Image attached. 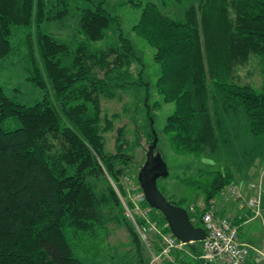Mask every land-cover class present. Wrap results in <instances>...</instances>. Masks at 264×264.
Returning a JSON list of instances; mask_svg holds the SVG:
<instances>
[{
  "label": "trees",
  "instance_id": "obj_1",
  "mask_svg": "<svg viewBox=\"0 0 264 264\" xmlns=\"http://www.w3.org/2000/svg\"><path fill=\"white\" fill-rule=\"evenodd\" d=\"M81 1L91 7L79 9L78 37L71 50L41 30L45 22L68 13V0H0V60L12 51L13 29L25 31V79L42 93L40 101L24 106L8 98L0 84V264H102L97 260L110 224L127 230L134 258L129 264L150 261L123 204L133 208L124 185L131 161L124 129L115 131L114 152H107L103 135L114 130L115 115L102 116L101 110V98L110 100L119 90L144 86L150 117L149 87L142 81L140 57L123 35L120 19L104 9L105 0ZM183 2L124 4L140 10L133 31L152 48L159 68L155 92L161 101L152 108L174 107L163 134L176 155L199 162L220 154V145L228 142L223 132L239 114L246 132L264 139V92L257 93L236 76L252 57L264 59V0H200L178 18L164 14L170 4ZM110 27H115L116 41L95 47ZM71 53V64L63 66L62 58ZM134 64L138 76L130 81ZM9 119L18 122L16 129L2 128ZM150 125L152 129V119ZM152 140L149 133V145ZM169 178H159L157 187L170 204L188 212L196 197L203 202L202 211L188 213L199 228L202 214L211 210L210 201L236 187L227 167L178 177L181 191L159 185ZM136 187L140 189L138 182ZM141 206L164 234L170 233L161 213L145 201ZM149 240L158 254L160 237L150 234ZM185 248L196 258L201 254L200 242ZM173 258L179 264H206L179 252Z\"/></svg>",
  "mask_w": 264,
  "mask_h": 264
},
{
  "label": "rangeland",
  "instance_id": "obj_2",
  "mask_svg": "<svg viewBox=\"0 0 264 264\" xmlns=\"http://www.w3.org/2000/svg\"><path fill=\"white\" fill-rule=\"evenodd\" d=\"M125 1L105 0L104 9L120 19L123 35L131 41L142 61V81L148 84L150 94V117L147 116L144 107V95L146 93L144 86H132L119 90L110 100L101 98L102 116L112 118L115 115L114 130L103 135L106 151L114 152L115 131L123 128L125 151L131 158L128 172L132 184L136 185L137 175L146 158V149L149 145L148 134L152 133L157 137L156 151L161 155L168 175L171 176L167 181L159 180L158 183L167 186L168 191L176 188V190H182L178 184V177L196 176L199 171H221L227 167L232 171L233 185L242 193L247 189L254 195L255 191L249 189L248 185L260 183L264 194V139H255L246 132V123L241 114L229 120L231 123H228L227 130L223 132V137L228 142L220 145V154L211 155L207 159L202 158L198 162L190 156L176 155L171 150L169 142L163 134V128L174 107L172 104H166L159 109L152 108L153 103L161 101L155 92L159 68L154 63L152 48L133 31L134 25L138 22L140 10L124 4ZM142 2L159 4L160 0H142ZM199 2L200 0H184L181 4H170L168 9L163 10V12L172 18H178L185 8L197 6ZM68 4V13L62 19L45 22L41 30L51 35L58 42L68 44L71 50H74L75 41L78 37L77 18L79 9L90 8L91 5L81 0H68ZM60 6L62 7V4ZM24 34L25 31L13 29L10 39L12 51L0 60V84L8 98L24 106H32L42 99V93L25 79L26 48L21 43ZM115 41V27H110L105 38L93 43V45L103 47L111 45ZM71 61L72 53L62 58V65L68 66ZM130 70L129 80L135 81L139 66L134 64ZM236 76L242 84L253 86L257 93L264 92V59L252 57L248 63L238 67ZM150 119H152V129ZM17 127L18 122L15 119H9L2 124V128L7 131ZM168 191L165 195L169 198L170 193ZM197 199L198 197L194 203L198 201ZM241 237L242 240L250 241L254 247L261 248L264 245V212L259 218L252 219L242 226ZM146 251V255L150 257L149 251L147 249ZM133 259L126 228L123 225L110 224L101 250V259L97 261L102 264H129ZM82 260L85 262L84 258ZM149 264L155 263L149 261Z\"/></svg>",
  "mask_w": 264,
  "mask_h": 264
},
{
  "label": "built area",
  "instance_id": "obj_3",
  "mask_svg": "<svg viewBox=\"0 0 264 264\" xmlns=\"http://www.w3.org/2000/svg\"><path fill=\"white\" fill-rule=\"evenodd\" d=\"M124 185L128 199L133 205L132 209H128L122 200L125 214L149 251L152 263L179 264L173 258V253L179 252L191 259H199L206 264H247L253 248L240 243L238 226L233 223V220L214 212L213 206L216 199L210 201L211 210L204 212L201 216L205 238L200 241L201 254L196 258L185 248L187 244L178 241L171 233L164 234L159 224L151 220L149 210L141 206L145 201L143 193L136 185L132 184L128 177L124 178ZM248 187L255 191V194L248 200H245L243 194L233 186L222 190L218 198H221L224 202L236 201L243 203L251 211L253 218H259L261 216V185L260 183L257 185L249 184ZM197 209L200 211L204 209L201 199L194 205H190L187 213L194 215ZM134 218H138L142 224L137 225ZM189 220L192 224L195 222L194 218ZM164 227H168V225L166 224ZM150 234L160 237V251L158 254L152 252V245L149 240ZM258 264H264V251L258 255Z\"/></svg>",
  "mask_w": 264,
  "mask_h": 264
},
{
  "label": "water",
  "instance_id": "obj_4",
  "mask_svg": "<svg viewBox=\"0 0 264 264\" xmlns=\"http://www.w3.org/2000/svg\"><path fill=\"white\" fill-rule=\"evenodd\" d=\"M146 149V158L137 175V182L150 209L164 217L170 233L184 244L200 242L205 238L203 228L195 227L184 208L170 204L157 187L159 178H166L168 171L161 155L156 151L157 137Z\"/></svg>",
  "mask_w": 264,
  "mask_h": 264
},
{
  "label": "crops",
  "instance_id": "obj_5",
  "mask_svg": "<svg viewBox=\"0 0 264 264\" xmlns=\"http://www.w3.org/2000/svg\"><path fill=\"white\" fill-rule=\"evenodd\" d=\"M252 195H253L252 192L247 189L245 192H243V196L245 200H248L249 198H251ZM263 197H264V194L262 193L261 195L262 203H261V211H260L261 214L262 212H264ZM198 200H200V198ZM213 210L217 215L229 217L234 222H239V219L241 218H243V220H246L238 225L240 229V230L238 229L239 241L241 244H244V245H247L253 248V250L250 253L248 262L250 264H258V255L259 253L264 251V245L261 248L254 247L250 243V241L242 240V237H241L242 226L250 222L252 219H255L250 213L251 211H249L248 208L243 203L236 202V201L224 202L221 198L216 199V203L213 206Z\"/></svg>",
  "mask_w": 264,
  "mask_h": 264
}]
</instances>
